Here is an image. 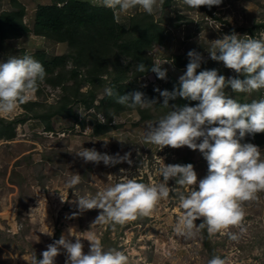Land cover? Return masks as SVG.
I'll list each match as a JSON object with an SVG mask.
<instances>
[{"label": "rangeland", "instance_id": "374dc122", "mask_svg": "<svg viewBox=\"0 0 264 264\" xmlns=\"http://www.w3.org/2000/svg\"><path fill=\"white\" fill-rule=\"evenodd\" d=\"M16 1L25 6L23 20L31 30L19 38L3 39L0 36V60L26 53L36 60L38 53H45L52 60L61 57L56 74L68 72V85L78 84L80 91L87 95H80V98L87 99L77 102L72 96L67 114L51 117V130L47 128L46 120L34 115L42 112L39 111L42 108H34L35 112L27 111L20 103L11 115L0 116L15 127L14 137L0 138V264H30L28 260L33 255L37 259L42 258L41 253L47 245L62 235L73 242L79 238L84 253L89 251L91 243L86 237L95 235L101 241L107 235L116 241L115 250L127 257L126 264H207L213 256L223 258L225 264H264V190L258 191L255 199L241 202L244 215L239 224L229 225L212 235H209L206 225L200 226L202 217L194 220L190 236L174 231L184 215L176 193H187L189 189L188 186L176 185L172 178L167 182L169 196L160 199L150 215H137L136 219L123 224L94 222L102 209L80 211L77 206V193L81 196L95 195L125 176L146 184L163 182L159 174L163 163H191L197 182L190 187L198 188L199 180L208 171L207 161L200 150L186 145L175 148L165 145L160 149L158 145L144 141L147 125L163 117L170 109L165 106L159 108V101H156L150 108L126 106L120 112L103 102L108 96L104 89L110 87L113 90L121 78L138 87L162 88L170 78L178 79L186 70L176 66L174 56L187 55L189 50L201 55V62H207L206 69L214 68L226 79L236 76L243 79V73L226 67L222 61L211 59L209 50L214 40L225 34L235 33L247 38L246 30L252 26L255 33L250 36L264 38V0H222L219 5H214L211 13L200 6L191 8L184 0H171L169 3L156 0L151 14L140 6L126 11L114 10L117 20L124 26L131 25L132 28L135 22L137 33L140 30L144 32L143 23H140L141 18L132 22L131 18L143 14V17L151 15L164 28V42L155 43L147 52L153 63H160V67L166 70L163 79L157 78L155 72H139V62L126 55L119 57L118 65L116 56L109 59L108 69L99 76L94 75L93 71L101 69L99 62L92 66L84 61L82 66H78L79 57L75 54L78 52L72 53L66 42L35 33L39 7L52 4L54 0ZM88 1L103 6L102 0ZM13 9L14 0H0V13ZM82 49L79 47L77 50ZM73 70H77L76 77ZM93 79L98 81L94 83ZM224 90L239 103L264 98V88L233 92L230 86H226ZM90 92L94 97L89 99ZM62 94L61 85L38 81L37 88L28 94L26 101L55 104ZM105 114L112 119L114 116L115 122L113 119L106 132L97 133L94 124L100 121V115L104 116L103 123L106 124ZM246 142L257 145L260 158L264 159V132L246 134L241 143ZM85 148L113 156L130 153L132 163L121 161L105 165L103 161H85L76 155ZM74 175L80 177L79 183L70 187L68 181ZM70 229L74 235L69 234ZM229 234H235L237 238L231 239ZM58 247L60 251L54 257V264H65L66 250Z\"/></svg>", "mask_w": 264, "mask_h": 264}, {"label": "clouds", "instance_id": "9594fccd", "mask_svg": "<svg viewBox=\"0 0 264 264\" xmlns=\"http://www.w3.org/2000/svg\"><path fill=\"white\" fill-rule=\"evenodd\" d=\"M156 0H102L103 6L120 11L140 6L151 14ZM222 0H184L191 8L200 5H219ZM210 58L222 61L226 67L234 69L239 76L228 77L218 74L216 69L200 67L201 55L195 50H189V61L186 70L178 77L179 87L172 91H159L163 97L161 103L169 107V99L177 95L189 100L198 101L195 105L184 104L173 106L163 117L147 125L144 134L145 143L155 144L161 148L188 146L200 150L208 164L207 174L198 182V188L191 185L197 182V174L191 163H163L159 169L162 176L160 183L146 184L136 179L128 178L108 186L95 195L81 196L77 193V206L80 211L102 209L94 222H111L123 224L134 220L137 215H150L158 201L169 196L168 180H175L181 187L188 186V191L176 193L179 206L184 210L174 231L179 235L192 234L194 220L202 217L201 227L207 226L209 235L220 232L229 225H237L244 215L241 202L255 199L256 193L264 190V159L260 158L257 145L241 139L246 134L264 132V98L250 103H239L233 97L225 94V87L230 86L233 92H250L264 88V38L252 36L241 38L233 34H225L214 40L209 50ZM160 63H153L151 71L157 78H165L166 70ZM141 73L146 71V65L141 62L137 66ZM46 71L41 62L30 54L13 55L7 60H0V116L11 115L20 103L28 99V94L43 81ZM104 94L113 95L110 87L104 89ZM116 102L135 108H150L156 103L155 98L148 100L140 91H132L116 96ZM104 122V116H98ZM114 122L115 117L113 116ZM202 139L197 142L199 138ZM85 161L105 165L127 161L130 153L123 156L100 153L96 149L85 148L76 152ZM80 177L74 175L68 181L69 186L79 183ZM70 235H74L69 230ZM236 239L235 234H229ZM91 243L89 251H82L79 238L73 242L63 235L47 245L40 259L35 255L28 261L30 264H54V257L62 246L67 253L65 264H126L127 257L119 250L105 249L100 239L95 235L86 237ZM207 264H225L223 258L213 256Z\"/></svg>", "mask_w": 264, "mask_h": 264}, {"label": "trees", "instance_id": "16d2710c", "mask_svg": "<svg viewBox=\"0 0 264 264\" xmlns=\"http://www.w3.org/2000/svg\"><path fill=\"white\" fill-rule=\"evenodd\" d=\"M171 0H167L169 3ZM15 9L9 11H3L0 13V36L4 38H19L24 34L30 32V28L23 20L25 14V6L21 2L14 0ZM201 9L209 11L211 13L214 10V5L206 7L200 5ZM144 15V14H143ZM138 15L131 18L137 20L141 18L140 23H143V30L137 33L135 22L129 27L120 23L114 13L113 9L105 6L95 5L88 0H54L52 4L41 5L36 13V22L34 31L37 34L49 37L57 42H66L72 53L78 55L77 64L82 66L84 61L88 64L95 66L98 62L101 64V69L93 71V74L99 76L108 69L107 61L116 56L117 65L119 57L126 55L132 60L136 59L139 64L143 62L146 65L145 72H152L151 65L153 62L148 58L147 52L155 43L164 42V28L157 24L151 15ZM132 29L136 31H132ZM250 35H254L255 27L252 26L246 30ZM139 32V31H138ZM140 34V35H139ZM247 34V33H246ZM79 47L83 49L77 50ZM36 58L43 65L46 71V76L42 82L51 83L53 85L62 86V97L55 104H46L41 101L23 102L22 105L27 111L35 112L34 108H42L34 115L36 118L42 117L48 122L47 128L51 130V117L59 114H67V109L70 103V99L73 96V100L86 101L80 98L81 96H87L86 92L80 91V86L68 85V72H58L56 69L61 64L63 58L52 60L47 58L45 53L36 54ZM176 66L180 68H186V64L189 61V57L185 54L175 55ZM76 64V65H77ZM64 66V65H63ZM207 62H200V67L196 69V72L206 69ZM74 74L77 70H73ZM56 74V75H55ZM140 73L137 72V75ZM78 75V73H77ZM76 77V74L74 75ZM138 78V76H136ZM57 78V79H56ZM56 79V80H55ZM94 83L98 80L93 79ZM125 78H121L115 84L113 88V95L107 96L104 103L110 104V108H116L117 111H122L127 105H122L116 102V96L132 91H140L144 94V98L152 100L155 98L159 101L158 107L161 108V101L163 97L160 96L159 91L154 89L159 87L146 86L138 87L133 82H125ZM77 83V80H76ZM179 87V81L177 78L172 77L168 80V83L159 88L160 90L167 89L172 91L173 88ZM225 94H226V90ZM39 93V90H37ZM94 97V93L90 92V98ZM159 99V100H158ZM107 100V101H106ZM72 102V101H71ZM157 103V102H156ZM198 101L189 100L176 96L174 99H169V109L173 106H183L184 104L195 105ZM71 108V106H69ZM69 108V109H70ZM69 115V114H68ZM72 115V112L70 113ZM107 117L106 124L103 122H97L94 124V130L97 133H104L107 128L112 125V117L105 114ZM6 123V124H5ZM111 123V124H109ZM13 124H7V121L0 118V138H12L15 136V127ZM101 243L105 249H116L117 243L107 235L101 239Z\"/></svg>", "mask_w": 264, "mask_h": 264}]
</instances>
